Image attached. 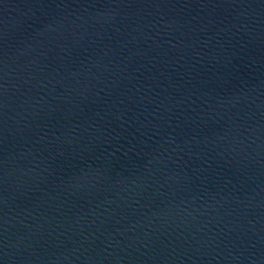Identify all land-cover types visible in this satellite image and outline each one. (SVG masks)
<instances>
[{
  "label": "water",
  "instance_id": "water-1",
  "mask_svg": "<svg viewBox=\"0 0 264 264\" xmlns=\"http://www.w3.org/2000/svg\"><path fill=\"white\" fill-rule=\"evenodd\" d=\"M0 264H264V0H0Z\"/></svg>",
  "mask_w": 264,
  "mask_h": 264
}]
</instances>
